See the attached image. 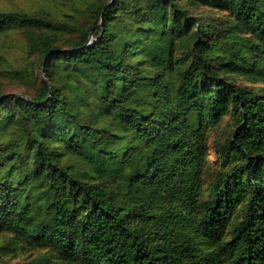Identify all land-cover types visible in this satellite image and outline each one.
Listing matches in <instances>:
<instances>
[{
  "label": "trees",
  "instance_id": "trees-1",
  "mask_svg": "<svg viewBox=\"0 0 264 264\" xmlns=\"http://www.w3.org/2000/svg\"><path fill=\"white\" fill-rule=\"evenodd\" d=\"M0 264H264V0L0 4Z\"/></svg>",
  "mask_w": 264,
  "mask_h": 264
},
{
  "label": "rangeland",
  "instance_id": "rangeland-1",
  "mask_svg": "<svg viewBox=\"0 0 264 264\" xmlns=\"http://www.w3.org/2000/svg\"><path fill=\"white\" fill-rule=\"evenodd\" d=\"M0 4L4 7H15V8H29L36 5V0H0ZM17 38V37H15ZM16 49V48H15ZM14 49L13 59L19 56L20 52ZM7 90L21 91L22 89L15 86L14 84H7ZM212 140V138H210Z\"/></svg>",
  "mask_w": 264,
  "mask_h": 264
}]
</instances>
